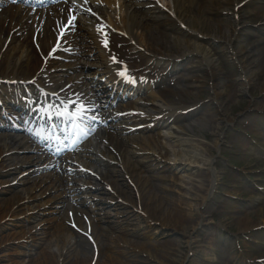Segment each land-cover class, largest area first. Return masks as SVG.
<instances>
[{
	"label": "bare ground",
	"instance_id": "obj_1",
	"mask_svg": "<svg viewBox=\"0 0 264 264\" xmlns=\"http://www.w3.org/2000/svg\"><path fill=\"white\" fill-rule=\"evenodd\" d=\"M48 1L50 0H46ZM98 1L100 0H62V4L47 7L44 12L19 6L0 12V82H4L0 86V110L3 107H15L14 98L18 96L20 99L29 92L56 93L62 98L65 92L66 96H70L67 100L62 99L66 104L81 105L83 113H93L96 118L94 125L97 124L100 129L105 128L103 132L96 131L92 138L87 137L81 141L80 147L75 144L70 148L73 154L69 153L64 157L60 155L55 159L56 156L49 152L51 144H47L43 137L42 140L39 139L30 121L24 123L14 120L15 125L9 131L5 129L8 125L2 126L4 134L0 135V178L6 176L7 179L0 180V185L6 184L7 188H1V191H8L13 185H18L20 182L17 178L26 175L22 183L28 186L26 192L30 196H27L34 201L40 200L32 209L20 197L3 201V206H0V221L21 217L20 221L18 219L12 223L15 229L20 230L22 223L38 217L39 209L43 208L41 213L47 212L49 215L64 200L84 205L87 201L81 197L87 195L92 201L88 206L91 216L84 220V228L82 222L70 218L60 221L50 219L48 223L41 225L42 235L48 234L47 240L40 238L37 242L29 232L32 242L26 245L30 250L25 254L28 264H91L93 260L97 261L108 254L126 257L128 252L113 245L109 235L98 226L111 216V209L115 211L112 216L123 218L122 221L132 225L131 233L134 237L144 239L135 244L139 256H144L152 249L156 258L160 259L158 264H174L175 260L171 257L176 256L175 247L179 245V241L165 240L169 231H183L186 234L184 227L195 228L199 225L196 219H201L200 226H204V220L202 212L196 217L193 212L185 211L182 206H186V200L170 197L171 192L187 194L188 201L197 204L205 201L207 195L212 193L217 181L216 173L211 170V148L203 142L210 137L204 135L197 140H187L186 137L193 134L195 126L210 123L213 147H220L224 136L218 133V129L225 123H232L223 104H228L237 95L234 91L220 90L222 86L217 78H231L232 75L226 74L217 60H214V56L205 50L206 42L201 35L210 33L207 26L201 25L198 32L200 36L190 34V40L194 39V42L191 45L185 42L186 48L190 49L188 54H172L171 50L176 46L177 39L171 37V33L177 23H187L185 27L189 28L190 18H208L217 22L219 25L212 29L213 40L223 41L222 52L226 59L235 62L241 72L246 74L253 66L247 57V46L250 45L252 49L257 46L247 43L239 49L235 48L240 13L244 8L247 10L249 6L257 5L256 18L264 24V0H171L169 12L174 18L169 13L162 12L152 0H101L102 4L113 6L117 1L121 3L128 28L125 27L124 20L120 22L123 26L119 30L123 32L122 35H126L125 38L111 37L105 24L107 22L115 26L116 22L105 20L103 10L96 3ZM229 5H232V9L228 8ZM133 30L140 35L143 52L137 48ZM60 33L64 36L62 40L57 39ZM103 35L106 40L110 38L112 49L104 46V40L101 39ZM52 47H56L53 54ZM133 50H136L135 54L141 57L138 56L143 64L157 66L161 63L164 70L171 67L172 59H185L190 54L203 58L205 66H194L195 70H191L190 75H183L174 82L168 79L171 69L164 76H153L157 85L162 84L158 92L162 104L155 114L140 115L137 120L140 122L138 125L141 124L145 130L169 127L174 137L173 149L164 147L161 141L168 138L160 133L143 139L147 151L139 148L127 138L137 132L133 118L111 114L105 109L109 84L118 83L125 94L140 93L150 85L147 84L145 88L141 85L140 79L145 77L144 72L137 69L136 60L127 55V52ZM78 56L85 58L84 61L90 58L98 60L109 69L111 75H102L98 66L91 69L86 62L79 64L82 58L76 63ZM118 62L126 63V67L120 66ZM132 63L134 66L130 65ZM120 72H125V77H118ZM66 73L77 74L62 85L58 78ZM201 79L210 80V101L202 103L192 99L186 102L187 97L196 99L201 93L204 88ZM243 79L245 89H255L259 85L252 84L248 77L243 76ZM14 81L17 86L11 85ZM133 81L141 87L135 89ZM177 84L179 88L176 87ZM260 90L264 94V81ZM211 100L217 108L207 117L205 115L210 111ZM190 122L195 125H190ZM19 126L23 128L20 129ZM13 129L19 131L17 136L10 132ZM24 132L26 135L19 136ZM17 158H20L19 164L14 163ZM100 166L103 167L104 174L97 173ZM41 170L50 171L47 181L37 178ZM129 170L134 178H131ZM154 171L161 176L154 175ZM184 177L190 178L200 190L193 188L192 191H186L181 186V179ZM167 181L170 187L160 185V182ZM118 185L122 189L117 188ZM108 186L113 193L107 190ZM98 192L110 196L109 202H116L118 199L120 202L111 205L106 200L96 199L95 194ZM126 193L130 195L129 198ZM67 208L72 211L71 204H67ZM25 210L28 213L38 211L28 215ZM139 210L144 213L143 217L137 214ZM231 210L234 223L243 234L264 225V219L261 220L262 217L257 216V213L254 219L246 212L240 214L237 207H232ZM94 222L98 223V232H95ZM219 226L221 229L225 228L222 223ZM20 237L24 238V234ZM185 243L189 245L190 240L186 239ZM158 247L164 249L159 252ZM80 248L83 255L79 258L76 250ZM118 263L115 257L109 264Z\"/></svg>",
	"mask_w": 264,
	"mask_h": 264
},
{
	"label": "rangeland",
	"instance_id": "obj_2",
	"mask_svg": "<svg viewBox=\"0 0 264 264\" xmlns=\"http://www.w3.org/2000/svg\"><path fill=\"white\" fill-rule=\"evenodd\" d=\"M158 1L160 3L156 2L158 7L161 6L160 8H164L165 12L168 13L166 7L170 5V0ZM96 3L102 8L105 20L111 19L116 22L113 27L107 25L108 28H111L110 31L113 32V35L120 36L119 34H121V32L119 31L121 30L119 29H121L120 26H123L120 22L124 21L126 18L121 3L117 1L114 6L102 4L101 0ZM228 8L232 9V5H229ZM257 12V5H251L247 10H245V8L241 10L240 25L237 32L238 40L234 45L236 49H239L247 43L257 46L255 49H252L250 45L247 46V57L249 61L253 63V66L246 74L241 72L239 66L236 65L235 62L226 59L222 52L223 41L213 40L212 29L219 25L217 22L208 18H201L200 20H192L190 18V20H188L190 21L189 28L185 27L187 23H183L182 27L179 24L171 34V37L177 39L175 41L176 46L174 45L171 50L172 54H188L190 49L186 48L185 42L189 45L194 42V39L190 40V34L200 36L201 34H198V32H200L201 25L207 26L210 29V33L201 35V38L206 42L205 50L209 51L211 56H214V60H217V63L226 74L231 73L232 75L231 78L228 76L217 78L222 86L220 90L223 92L234 91L237 95L231 99L228 104H223L232 123H225L224 126L221 125L219 127L218 133L224 136V141L221 143L220 147L216 149L213 147L210 123H204L203 126L199 127L195 126L196 128L193 134H189L186 137L187 140L202 139L201 137L204 135L210 137L209 140H203V142L211 148L213 157L211 170L216 173L217 181L216 188L212 190V193L207 195L205 201L197 204L188 201L189 196L187 194H179L175 191L171 192L170 197H179V199L183 201L186 200V206H182L185 211L193 212L196 217H199V212H202L203 214H201V217L204 220V226H200L201 219H196V223L199 224L198 226L193 229L191 227H184V229L187 230L186 234H184L183 231H169L165 240L179 241V245L175 247L177 249L176 256L171 257L175 260L174 264H260L257 263V260H263L262 263L264 264V225L259 226L250 233L243 234L238 230L231 214V212H233L231 208L233 206H239L240 213L246 212L251 218H254L255 213H257V216L262 217L261 220L264 219V94L260 90V88L263 87L264 81V24H261L259 19L256 18ZM126 23L127 21L125 20V27L127 28ZM133 33L135 34L139 48H143V42L139 34H136L134 31ZM124 36L126 37V35ZM127 55L136 58L138 68L141 67V65L143 69L145 68V81H150L148 83L152 86L153 84L155 85L154 87L150 86L149 88H145V91L139 93L133 100L125 99L123 101L122 99L114 101L113 109L120 108L126 110L132 106L139 113L138 115H153L162 104L161 100L158 98V92H160L159 87L162 84L157 85L158 82L156 83L153 76H164L168 71H163V65L161 63L157 66L149 65L150 67H148L141 63V59L138 60L139 55L132 52H129ZM190 55V57L189 55H187L188 57L185 56V59H174L170 68L172 72L171 75H169L170 77H168L171 82H174L183 75H190L192 72L191 70H195L194 66H205L203 58L200 55ZM139 58L141 57L139 56ZM95 60L94 58L88 60V62L92 63L91 67L98 64ZM100 70H103V66L101 65ZM199 76L201 77V75ZM243 76L250 78L252 84L259 83L258 87L255 89H253V87L245 89V80ZM200 81L204 83V88L201 93L196 99H194L195 97H187V99H185L186 102H190L192 99L193 101L202 103L210 101V80L201 79ZM176 87L179 88L178 84ZM191 94L193 95L194 92H191ZM144 99H146L145 103H143ZM209 103L212 106L210 111L205 115L207 117L211 115V112H214V108H217V105L212 100ZM138 115L136 114L134 116L137 117ZM135 124L138 125V123ZM190 125L193 126L195 123L190 122ZM140 128L141 125L138 126L139 131L136 134L127 137L139 148L147 151L143 139L146 140L157 133L168 138L166 141H161L165 148H174V137L171 135L170 129L166 127H157L153 128V130H141ZM110 132L113 133V131ZM19 162L20 158L14 161V163L17 164H19ZM97 169L98 173H105L103 167L100 166ZM153 174L161 176V174H158L156 171H154ZM44 176H46L44 181H47V174L38 175V177ZM130 176L134 178L131 172ZM6 179V176L0 178L2 181ZM181 181V186L186 191H192L193 188H195V190H200L190 178L184 177ZM168 182L169 181H167V183L160 182V185L168 188L170 187ZM6 186V184L0 185V199L3 198V200H0V206H3V201L5 202L12 197H20L28 203L29 209H32L36 207L37 202L40 200L34 201V199L27 196L28 193L26 189L28 186L25 185V183L13 185L8 191H1V188H7ZM117 188L122 189L120 185H118ZM107 190L112 192L109 186ZM126 196L128 198L130 197L128 193H126ZM88 197L90 196L82 195L81 198L87 201L84 205L73 203L69 200L61 201V203L58 204L59 206H57L58 208L55 209L56 211L49 215L47 212L41 213L43 208L39 209L40 212L38 213V217H33V219H30L28 222L22 223L19 228L20 230L15 229L12 223L17 222L18 219L20 221L21 217L18 219L9 218L8 220L5 219L4 221H0V264H28V259L25 257V254L29 250L26 245L32 242L29 232L35 236L37 242L40 238L47 240L48 234L42 235L43 228L41 225L48 223L50 219H52V221H60L65 218H70L84 223L85 218L80 211H82L87 218L91 216L88 211V206L92 201H90ZM95 198L101 201L106 200L107 203H111V205L120 202V199L116 202H109L110 196L102 195L100 192L95 194ZM67 204H71L72 211L68 210ZM75 210H78V212H75ZM37 211L35 210L34 212L28 213L27 210H25L28 215L32 213L36 214ZM110 211L111 216L105 218L98 226L103 228L104 233L109 235L113 245L121 247L128 252V255L126 257H118L114 254H108L106 257L99 258L97 261L93 260L91 264H109L110 260L115 257H117L119 261L118 264H136L137 262H140V264H158L160 259L158 260L156 258L152 249L144 256L138 255L140 253L136 252L135 244L136 242H143L144 239H137L134 237L131 233L133 229L132 225H128L127 221H122L123 218H115L112 216L115 214L114 209ZM137 214L141 217L144 215L140 210L137 211ZM94 223L95 232H98V223ZM219 223H222L225 228L221 229ZM84 224H82V227H85ZM23 234L24 238H21L20 236ZM181 234H184V236ZM82 239L84 238H81V240ZM186 239L190 240L189 245L185 243ZM173 248L174 247H172V249ZM163 249L162 247H158L159 252ZM77 250V255L80 258L83 255L80 252L81 248ZM70 251L72 252L73 249L71 248ZM89 254H91V252Z\"/></svg>",
	"mask_w": 264,
	"mask_h": 264
}]
</instances>
